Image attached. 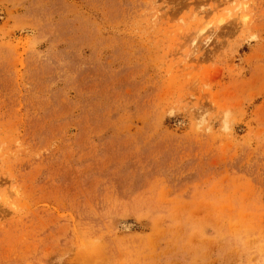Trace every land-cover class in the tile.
I'll return each mask as SVG.
<instances>
[{"label":"rangeland","instance_id":"obj_1","mask_svg":"<svg viewBox=\"0 0 264 264\" xmlns=\"http://www.w3.org/2000/svg\"><path fill=\"white\" fill-rule=\"evenodd\" d=\"M0 264H264V0H0Z\"/></svg>","mask_w":264,"mask_h":264},{"label":"clouds","instance_id":"obj_2","mask_svg":"<svg viewBox=\"0 0 264 264\" xmlns=\"http://www.w3.org/2000/svg\"><path fill=\"white\" fill-rule=\"evenodd\" d=\"M252 39H256L257 37L253 36ZM169 117H174L176 115L175 112L170 111ZM225 116H230L231 119H226L225 121H221L220 124V131L224 133L225 135H230L234 131V124H233V114L231 110L225 111ZM206 125V127H205ZM196 132H205L206 134H211L213 129L210 125H208L207 120L204 118H201L200 122L196 125Z\"/></svg>","mask_w":264,"mask_h":264}]
</instances>
